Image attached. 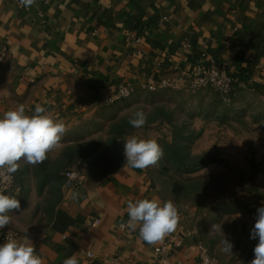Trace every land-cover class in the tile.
Wrapping results in <instances>:
<instances>
[{"label":"crops","instance_id":"crops-1","mask_svg":"<svg viewBox=\"0 0 264 264\" xmlns=\"http://www.w3.org/2000/svg\"><path fill=\"white\" fill-rule=\"evenodd\" d=\"M211 63L234 75L235 88L264 84V0H35L30 8L0 0V117L21 104L32 115L40 105L66 128L36 168L19 162L27 173L42 174V198L56 193L49 216L30 184L5 228L17 230L20 240L27 236L44 264L73 255L78 264H154V249L164 242L173 263L195 262L200 240L186 209L177 207L176 229L156 244L126 226L129 201L168 200L149 167L131 168L124 150L111 169L74 189L61 175L80 157L68 147L120 83L160 90ZM68 155L69 164L55 165ZM21 190L17 183L5 194L18 199Z\"/></svg>","mask_w":264,"mask_h":264},{"label":"rangeland","instance_id":"rangeland-1","mask_svg":"<svg viewBox=\"0 0 264 264\" xmlns=\"http://www.w3.org/2000/svg\"><path fill=\"white\" fill-rule=\"evenodd\" d=\"M163 85L108 99L68 147V154L80 157L72 156L67 167L70 155L55 165L98 177L117 163L129 137L156 140L164 155L149 171L160 194L192 214L216 264H250L258 243L250 231L264 206V84L234 87L230 94L193 78ZM138 110L147 116L140 129L129 124ZM27 165L20 163L17 172L22 204L30 184L40 197L44 184L41 173H27ZM61 176L64 180V172ZM54 182L53 189L59 180ZM56 198L48 190L41 199L45 217ZM224 239L232 243V254L224 251Z\"/></svg>","mask_w":264,"mask_h":264},{"label":"clouds","instance_id":"clouds-1","mask_svg":"<svg viewBox=\"0 0 264 264\" xmlns=\"http://www.w3.org/2000/svg\"><path fill=\"white\" fill-rule=\"evenodd\" d=\"M21 6L30 8L35 0H19ZM147 121L143 111H136L129 124L140 129ZM66 128L62 120L54 119L47 110L37 105L32 115H27L23 104L9 110L0 117V183L10 184L12 174L18 171L23 160L30 165L42 163L47 153L56 148ZM126 163L134 169H146L156 165L164 152L154 139L129 137L124 143ZM7 189L0 187V230L11 223L9 213L20 210V201L5 194ZM127 227L139 230V236L149 244L161 242L172 233L178 223V210L172 201L158 199H138L127 203ZM250 239H258L254 247V259L250 264H264V206L257 209L255 224L250 231ZM224 251L232 254V243L223 240ZM32 242L25 236L22 240L7 238L0 244V264H44L36 254ZM63 264H78L75 255L66 258Z\"/></svg>","mask_w":264,"mask_h":264},{"label":"built area","instance_id":"built-area-1","mask_svg":"<svg viewBox=\"0 0 264 264\" xmlns=\"http://www.w3.org/2000/svg\"><path fill=\"white\" fill-rule=\"evenodd\" d=\"M184 78H193L194 80L199 79L200 82L211 85L214 89L221 93L230 94V92L235 87V77L228 71V69L223 65H217L211 63L205 67H199L195 73L187 74ZM149 88H152L151 86ZM132 92V88L128 87L124 83H120L117 86V91L113 95L115 98H120L123 96H128ZM84 174L75 168H70L64 171V185L67 189H74L83 185ZM0 187H5L6 192H11L17 188V175L16 172L12 174V180L10 184L0 183ZM14 238L17 240L21 239V235L12 229L4 228L0 230V244L6 242L7 238ZM168 243L164 242L154 249L155 262L154 264H186L182 261H177L173 263L169 258L167 251ZM197 260L189 264H216L215 259L212 256L209 248L202 242L198 245ZM89 256L90 253H87Z\"/></svg>","mask_w":264,"mask_h":264}]
</instances>
